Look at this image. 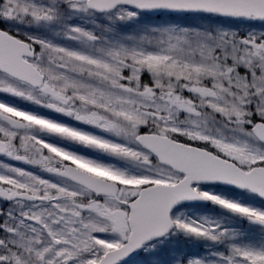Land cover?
Wrapping results in <instances>:
<instances>
[{
    "label": "snow or ice",
    "instance_id": "obj_1",
    "mask_svg": "<svg viewBox=\"0 0 264 264\" xmlns=\"http://www.w3.org/2000/svg\"><path fill=\"white\" fill-rule=\"evenodd\" d=\"M0 264H264V0H0Z\"/></svg>",
    "mask_w": 264,
    "mask_h": 264
}]
</instances>
